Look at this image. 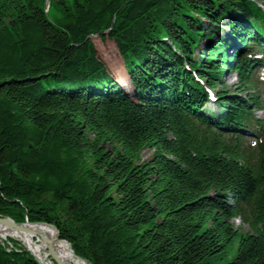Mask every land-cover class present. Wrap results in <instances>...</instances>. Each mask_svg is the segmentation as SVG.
<instances>
[{
  "label": "trees",
  "instance_id": "1",
  "mask_svg": "<svg viewBox=\"0 0 264 264\" xmlns=\"http://www.w3.org/2000/svg\"><path fill=\"white\" fill-rule=\"evenodd\" d=\"M94 35L115 45L133 98ZM263 39L264 0H0V217L55 226L90 264H264V140L239 143L252 121L264 132L248 121L259 61H240ZM191 70L221 85L211 116ZM0 264L38 263L0 245Z\"/></svg>",
  "mask_w": 264,
  "mask_h": 264
},
{
  "label": "rangeland",
  "instance_id": "2",
  "mask_svg": "<svg viewBox=\"0 0 264 264\" xmlns=\"http://www.w3.org/2000/svg\"><path fill=\"white\" fill-rule=\"evenodd\" d=\"M72 1L73 0H67L68 5H71ZM45 9H46V6H45ZM46 16L52 23L56 24L57 26L65 24L69 20L58 9H56L55 5H53L49 8V10L46 12ZM228 18L227 17L224 18L222 20V22L224 24H227L228 20H229ZM229 34H230L229 29H225L223 31L221 30V31L216 33V35L218 37L220 36L222 38L228 37ZM92 40H93V43L95 45V48L97 49L99 57L104 61V63L108 67L110 75L112 76L113 69L119 67L120 64L122 63L121 58H120V56L116 50L115 45L113 44V42L109 41L108 39L101 41L97 35L95 36V39H92ZM214 42H215V39H210V40L203 39V40H201L195 49V55L198 56V54L204 53L206 51V49ZM197 56H196V58H197ZM226 73H227L226 75L222 76L221 82L223 83V87H225L226 90L233 92L235 85L238 83L237 75L234 73H231V72H227V71H226ZM257 75L259 76V71L257 72ZM260 77L261 76H259V80L260 81L263 80V77L262 78H260ZM219 90H221V85H219L218 89L214 90V93L218 92ZM127 92H130V90H127ZM259 93H260L259 98L264 102V86L260 85ZM216 110H217L216 106H213L212 109L208 110V113L214 112ZM254 114L257 118H261V119L264 118V112L263 111H255ZM247 138L248 139H246V140L248 142L245 144V147L253 146L254 137H247ZM150 155H151V153L146 150V151L142 152L141 158L143 160L148 159L150 157ZM25 222H28V221H25ZM234 224H235V226H237V225L240 226L241 220H239V219L236 220L234 222ZM242 228L245 231H248L247 226L243 225ZM36 238L37 237H34L35 241H36ZM0 245L3 246L6 251L16 250L17 248L19 249L21 247L24 250H26L27 252H29L20 240H18L16 238H12V237H6L5 239L0 237ZM47 256H48V259H50V261L53 262L48 255V251H47Z\"/></svg>",
  "mask_w": 264,
  "mask_h": 264
},
{
  "label": "bare ground",
  "instance_id": "3",
  "mask_svg": "<svg viewBox=\"0 0 264 264\" xmlns=\"http://www.w3.org/2000/svg\"><path fill=\"white\" fill-rule=\"evenodd\" d=\"M92 39H95V37L93 36ZM112 76L117 84H129V90L132 89L127 73L123 70L122 63L119 67L113 69ZM32 229H34V231H8L7 228L0 225V237L3 239L6 237L16 238L20 240L25 248L31 251V253L42 262V264H55L48 259L45 241L40 237H37L36 241L34 240V234H39L52 240L53 249L61 264H84L79 259H76L74 253L69 249L66 242L56 239L55 231L52 228L36 226Z\"/></svg>",
  "mask_w": 264,
  "mask_h": 264
},
{
  "label": "water",
  "instance_id": "4",
  "mask_svg": "<svg viewBox=\"0 0 264 264\" xmlns=\"http://www.w3.org/2000/svg\"><path fill=\"white\" fill-rule=\"evenodd\" d=\"M112 27H113V25H111V28ZM108 32H109V30L102 31V32H100L99 36L107 35ZM91 37H93V36H91ZM0 225L4 226L5 228H7L8 231H26V232L27 231H34V229H32V228L36 227V226H46V227L52 228L55 231L56 239H59V240H62L64 242H66L68 247H69V249L72 251V253H74V251L71 248L70 243L67 242L66 240H63V239L60 238V235H59V232H58L57 228L55 226H53V225H50V224H47V223H41V222H38V223H29V222L16 223L12 219H10L9 217H0ZM34 235H35V237H40L41 239H43L45 241L46 250L48 251V255L51 258V260L55 264H61L60 261L56 257L55 251H54L53 246H52V243H53L52 240L48 239L46 237H43L42 235H39V234H34ZM29 253L31 254L33 259L38 264H42V262L35 255H33L31 253V251H29ZM74 255H75L76 259H79L84 264H90V262L88 260L76 255L75 253H74Z\"/></svg>",
  "mask_w": 264,
  "mask_h": 264
},
{
  "label": "built area",
  "instance_id": "5",
  "mask_svg": "<svg viewBox=\"0 0 264 264\" xmlns=\"http://www.w3.org/2000/svg\"><path fill=\"white\" fill-rule=\"evenodd\" d=\"M9 252V251H8Z\"/></svg>",
  "mask_w": 264,
  "mask_h": 264
}]
</instances>
